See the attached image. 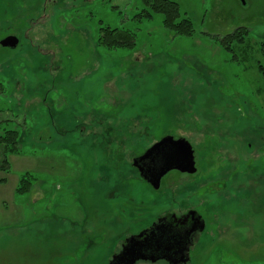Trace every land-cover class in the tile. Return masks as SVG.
<instances>
[{
  "label": "rangeland",
  "instance_id": "obj_1",
  "mask_svg": "<svg viewBox=\"0 0 264 264\" xmlns=\"http://www.w3.org/2000/svg\"><path fill=\"white\" fill-rule=\"evenodd\" d=\"M173 1L193 37L137 17L142 0H0V41L22 40L0 48V123L23 150L0 171V264H110L158 217L192 209L206 226L188 264H264V0ZM106 27L136 49L98 46ZM239 28L245 44L225 51L215 39ZM167 136L191 144L199 173L156 192L133 161Z\"/></svg>",
  "mask_w": 264,
  "mask_h": 264
},
{
  "label": "water",
  "instance_id": "obj_2",
  "mask_svg": "<svg viewBox=\"0 0 264 264\" xmlns=\"http://www.w3.org/2000/svg\"><path fill=\"white\" fill-rule=\"evenodd\" d=\"M18 44L19 40L16 36H8L0 42L1 47L10 50H15ZM133 166L138 169L140 178L156 192L161 189V180L170 172L178 171L183 174L194 175L198 170L195 151L191 144L184 138L176 139L172 136L164 137L142 156L134 159ZM172 221L161 220L150 228L152 232L156 231L155 236H157L153 237L150 243L141 242L142 238L146 237V232L128 239L122 252L114 256L110 264H136L140 261L155 263L160 259L148 257L146 254V250L151 248L152 245H154L152 248L166 254H170L175 247H178L181 249V259L171 263L187 264L190 258L189 256L186 257V253L189 252V239L191 237L187 230V224L186 222L179 224L175 220ZM204 228L202 222L200 232Z\"/></svg>",
  "mask_w": 264,
  "mask_h": 264
},
{
  "label": "trees",
  "instance_id": "obj_3",
  "mask_svg": "<svg viewBox=\"0 0 264 264\" xmlns=\"http://www.w3.org/2000/svg\"><path fill=\"white\" fill-rule=\"evenodd\" d=\"M143 4L147 7L137 17L147 18L152 20L154 14H159L163 18V26L173 32L176 36L181 37H193L195 34V28L192 20L189 17L182 14L179 5L173 0H142ZM249 36V30L239 28L235 32L225 36L222 39H215L216 42L225 51L233 52L234 46H241L245 44ZM136 35L128 30L112 29L110 27L102 28L97 40V45L108 50H135L137 47ZM259 71L264 75V66L259 65ZM123 135L124 142L127 139L134 140V147L139 143H135V135L126 136L128 129L122 128L119 131ZM125 134V135H124ZM127 138V139H125ZM122 139V140H123ZM139 146V145H138ZM142 150V148H140ZM148 149V148H147ZM22 135L19 131L7 130L2 128V122L0 123V171L9 173L11 169L8 157L10 155H20L22 153ZM146 151V149H145ZM142 152V151H141ZM144 152V151H143ZM122 161V159L117 160ZM121 163L119 164L120 168ZM134 167V166H133ZM135 168V167H134ZM136 169V168H135ZM137 170V169H136ZM35 176L31 173H25L21 177L16 192L18 194H24L29 192L32 188ZM5 182L1 180L0 183Z\"/></svg>",
  "mask_w": 264,
  "mask_h": 264
},
{
  "label": "flooded vegetation",
  "instance_id": "obj_4",
  "mask_svg": "<svg viewBox=\"0 0 264 264\" xmlns=\"http://www.w3.org/2000/svg\"><path fill=\"white\" fill-rule=\"evenodd\" d=\"M59 1H63V0H59ZM52 3H54V2L53 1H48V4H52ZM54 4H58V3L55 2ZM61 8L64 10L66 8V6L63 4ZM36 9H37V6H33L32 12L35 11ZM65 12H67V10H64V13ZM64 13L62 15H64ZM45 19H47V17L44 16V19L43 20H45ZM28 35H29V33H28ZM8 36H14V35H8ZM16 37L19 40V44H18V46L16 48V51H17V50H19L21 48L20 46H22V44H21V41L22 40H21L20 35H17L16 34ZM28 38L25 37V39H28ZM29 40H31V43L29 42L30 43L29 45L23 44L24 50H25V48H28V46H30L31 48L36 49L35 46H34L35 43H33V39H31V37H30ZM0 48L1 49H6V50L8 49V48H3L1 46H0ZM38 50L36 51V53L37 54L39 53L38 55H40L41 57H45L46 54H48V53L51 52V50H48V48H46V49L40 48ZM18 57H19L18 58L19 60H22L24 62H27L28 64H30L32 62L31 55H29V54H23L21 56L18 55ZM195 159H196V157H195ZM197 166L198 165H197V161H196V167ZM198 173H199L198 170H197V173L194 174V175L183 174V173H180L178 171H172L169 174H167L161 180V189H160V191H162L164 189H167L170 186L171 183H175L177 181H181L182 179H186V178H194L195 176L198 175ZM138 175H139V172H138ZM161 220H169V221H172L173 220L172 222H174V220H175L179 224H183L184 222H186V224H187V230L189 231L190 236H191L190 239H189V247H188L189 248V252L186 253V257L187 256H190L191 251L193 250V248H194L196 242L198 241L200 235L205 232L204 231L205 228H204V230L202 232H200V228H201L202 222H203L204 226H206V221L204 220L203 216L198 211L192 209V210H189L186 213L180 214V215L179 214H175V213H169L167 215L158 217V219L155 222V224H158V222L161 221ZM154 225L150 226L147 229H144V231H141V233L146 232V237H143L142 240H141L142 243H150V241L153 240V237H157V236H155L156 235L155 234L156 231L155 232H152L150 230V228H152ZM149 233H150V235H148ZM134 236L136 237L137 235H134ZM134 236H131V237H134ZM125 244H126V241L122 243L121 249L117 251L116 255H119L122 252L123 247H124ZM153 246L154 245H152V247ZM152 247L146 250V254L148 255V257L150 256V257H154V258H159L160 260H157L155 263H152V262H149V261L148 262L140 261V262H137L136 264H172L171 262H175L177 259L179 261L181 259V256H180L181 249H179L178 247H175V249L170 254H166L164 252L163 253H160L156 248L155 249L157 251L154 248H152ZM188 263H190V262H188Z\"/></svg>",
  "mask_w": 264,
  "mask_h": 264
},
{
  "label": "crops",
  "instance_id": "obj_5",
  "mask_svg": "<svg viewBox=\"0 0 264 264\" xmlns=\"http://www.w3.org/2000/svg\"><path fill=\"white\" fill-rule=\"evenodd\" d=\"M7 183H8V182L6 181V184H5V183H3L2 185H0V187H2V186H6V185H7Z\"/></svg>",
  "mask_w": 264,
  "mask_h": 264
}]
</instances>
